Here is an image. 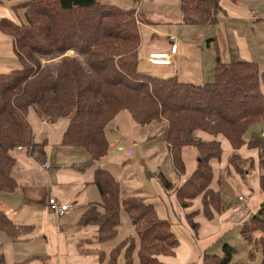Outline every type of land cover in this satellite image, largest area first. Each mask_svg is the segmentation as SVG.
<instances>
[{"label": "trees", "instance_id": "trees-1", "mask_svg": "<svg viewBox=\"0 0 264 264\" xmlns=\"http://www.w3.org/2000/svg\"><path fill=\"white\" fill-rule=\"evenodd\" d=\"M15 8L24 11L23 23L0 22V30L13 39L22 65L19 70L0 74V192L13 193L20 187L14 176L18 151H27L39 165L48 159L45 145L35 140L28 119L31 108L44 122L68 119L62 145L84 148L90 155V161L78 168L85 172L95 167L94 184L101 203L87 206L82 225L98 227V243L110 241L118 235L123 205L140 240L139 264H165L161 258L175 256L179 239L171 222L159 217L154 204L139 196L123 199L113 174L96 168L109 150L106 129L122 111H128L141 126L165 123L164 141L178 177L186 173L184 148L197 150L196 170L175 191L182 209L202 198L208 218L214 211H226L221 193L211 188V161L221 163L224 156L219 138L231 149L224 170L257 169L259 189L264 191V137L253 133L249 140L245 138L251 126L264 122V71L259 64L224 62L217 56L213 81L204 85L185 83L177 76L147 75L139 70V28L148 20L137 14L136 8L104 0H19ZM181 11L185 26H215L223 10L219 0H181ZM57 58L61 60L56 69L42 64V60ZM244 147L258 151V163L242 158ZM159 176L170 190L173 185L164 173ZM195 215L188 214L187 221L197 232ZM30 230L0 209V231L18 239ZM240 235L251 247L247 262H233L238 249L223 243V255L206 251L203 264H251L258 251L264 264V203L242 221ZM133 242L124 241L111 253L108 264H117L122 250L125 264H134ZM0 264H5L2 256Z\"/></svg>", "mask_w": 264, "mask_h": 264}, {"label": "rangeland", "instance_id": "rangeland-1", "mask_svg": "<svg viewBox=\"0 0 264 264\" xmlns=\"http://www.w3.org/2000/svg\"><path fill=\"white\" fill-rule=\"evenodd\" d=\"M104 1L127 9L136 8L137 14H144L143 18L148 20V23L141 24L139 28V70L143 74L164 77L163 70L150 67L147 59L150 52H161L169 48L168 36H177L181 45H190L188 54L180 55L182 65L178 70L182 82L194 85L211 83L217 56L224 62H255L264 71V0H237V3L234 2L236 4L227 0L226 12L219 13L217 25L182 26L181 29L175 25L174 29L170 30L164 29L166 24L163 19L169 17L168 14H174L173 17L182 14L181 0ZM250 8H254L256 16L262 18L261 22L251 21L247 15ZM60 60L61 58L42 60V64L56 69ZM262 91L264 93V87ZM28 119L36 134V142L45 145L48 159L44 163L48 162V170L40 171L39 174H46L48 183L46 187L24 188L13 193L0 192V202L6 205H2V211L7 212L16 224L31 228L30 232L23 233L18 239L0 231V257H4L5 264H16L20 257L28 259L33 255L56 257V264H108L111 253L127 239L134 241V264H139L140 240L123 205L118 235L110 241L98 243V227L83 226L81 223L87 206L100 204L101 196L94 184L95 167L88 168L85 172L79 169L90 161L87 150L62 145L68 119H60L57 124H42V119L33 108L28 113ZM164 129L165 124L161 122L138 125L128 111H123L106 129L109 150L96 168L108 170L113 174L120 184L123 199L137 195L154 204L159 217L168 219L175 232L178 228L184 230L176 209L183 213V226L188 229L190 226L186 216L196 212L198 235H191L190 246L198 258L202 254L200 246L222 256V245L228 243L238 249L233 262H247L248 250L251 247L240 235L238 214L223 220L221 215L224 212L214 211L213 217L208 218L204 213L202 198H198L194 205L186 210L177 203L175 191L180 182L188 179L196 170L198 152L193 147L184 148L186 173L184 177H178L172 169L164 141ZM263 132L264 122L255 124L249 128L245 138L249 140L253 133L262 135ZM18 157L28 158L25 153H19ZM211 165L214 172L211 188L221 193L226 211H258L264 203V191L258 187L257 169L229 172L221 170L217 159L212 160ZM36 171L38 172L37 168ZM160 172L164 173L165 178L173 185L170 190L164 187ZM50 197L57 199L62 205L70 206L71 210L64 218L59 219L51 210L48 205ZM240 198L244 200L241 201ZM100 210L103 211V208L100 207ZM222 223L227 225L222 228ZM79 229H82L81 237L77 235ZM256 258L251 264H261L260 251L256 253ZM54 261L48 259L46 264H55ZM28 264H33V261ZM117 264H125V251H121Z\"/></svg>", "mask_w": 264, "mask_h": 264}, {"label": "crops", "instance_id": "crops-1", "mask_svg": "<svg viewBox=\"0 0 264 264\" xmlns=\"http://www.w3.org/2000/svg\"><path fill=\"white\" fill-rule=\"evenodd\" d=\"M18 1L19 0H0V22L3 21V20L13 21V22H17V23H23L24 22V19H25L24 18V11L23 10H17L15 8V5L17 4ZM226 2H227V0H219L220 7L223 10L222 12H226V9H225V3ZM231 2H233V3L236 2L237 3V0H230V3ZM236 3H234V4H236ZM247 11H248L247 15L250 18H251V16L253 14L256 15V11L254 10V8H250ZM168 15H169V17H165L163 19L164 20V24H166V27L164 29H169V30L170 29H174L173 26H175V25L177 26V28H180V29L182 28V26H185L183 24L182 14H176L175 17H173L174 14H168ZM261 21H262V18L260 17V20L258 22H261ZM254 23H257V22H254ZM172 36H175V35H172ZM170 38L171 37H169V36L167 37V40H168L167 43L169 44V48L168 49H166L164 51H161V52L153 51V52H150V53L151 54L152 53H169L170 50H171V46L173 45V43L170 41ZM176 38H177L178 52H177L176 55L173 56V60H172L171 66H169V67L159 66L158 67V66L150 65L148 63V61H147V63L153 69L163 70V72H164V77L163 78L173 77L174 74H175V76H177L179 78V80H181L180 76H179L180 72L178 70V68L182 65L181 64L182 58H180V55H187L188 51L190 50V48H189L190 45L189 44L185 45V43H183V45H181V40L177 36H176ZM181 52H182V54H181ZM176 64H177V67H175ZM21 68H22L21 62L17 58L16 53L14 51V41H13V39L0 30V74L11 73V72L19 70ZM260 68L262 69L261 66H260ZM154 76H159V75H154ZM190 84H192V83H190ZM43 123L45 124L44 121H42V124ZM57 123L58 122H56L55 124H57ZM161 123H164V122H161ZM197 135L199 137L203 138V139H206V140L210 139V137L208 135L204 134V133H198ZM35 140H36V134H35ZM219 140H221V142L223 144V149H224V156H223V159H222V161L220 163L221 170H224V168H226L227 159H228L229 154L231 153V149H230V146H229L227 141H225L224 139H221V138H219ZM19 153L27 154L28 158L27 159L19 158L18 157ZM240 154H241L242 158H244V159L252 158V159L255 160L256 163L259 162L258 151H256V150H249L247 147H244L241 150ZM16 157H17V164H16L15 170H14V176H15L16 180L18 181L19 185H20L19 189H17V190H21L22 191V190H24V188L46 187L47 186V183H48V178L46 177L47 175L46 174L45 175H40L39 174V173L45 172V171L40 170V165L37 163V161L32 156H30L27 153V151H18L16 153ZM169 158H170V156H169ZM170 162H171V159H170ZM36 168L38 169V172L36 171ZM19 179L21 181H19ZM184 181H185V179H183L180 182L179 186L182 185V183H184ZM258 187H259V179H258ZM132 196H137V195H132ZM126 197H129V196H126ZM175 198H176V196H175ZM49 199H51V197ZM2 205L6 207L5 204L0 202V209L1 210L3 208ZM70 210H71V208L62 217L64 218L70 212ZM176 211L178 213V218L180 219L181 225L184 228V230H180L178 228V230H176V232L174 231V233L176 234L177 238L179 239V246H178V248L176 250L175 256L174 257L161 258V261L163 263H165V264H203V257H204V255H205L207 250H205V248H202L200 246L199 250L201 251L202 254H201L200 258H198L197 255H194V250L190 246V237H191V235H195V237H197L198 232H195L191 227H190V229H188L187 227L183 226V222H184L183 213H181V211H178V209H176ZM256 212L252 213L250 210L247 211V210H244V209L241 212H238L237 210L234 211V210L228 209V211H225L221 215V217H222L223 220H226L228 217L233 216L234 214H238L239 225L241 227L242 221L248 219L252 214L254 215ZM4 213L6 215L8 214L5 211H4ZM186 220H187V216H186ZM226 225H227L226 223H222L221 227L224 228ZM81 233H82V229H79L77 235L79 237H81ZM87 241L90 242L91 240L87 239ZM250 249L248 250V252L250 251ZM59 251H60V249H59ZM208 251L211 253L210 250H208ZM30 253H32V252H30ZM48 259L50 261H54L55 260L54 262L56 264V257H52L50 255H43V256L33 255L30 258H28V259H22V257H20L17 260L16 264H28V262H30V261H33V264H36L38 262H39V264H46L47 263L46 261ZM242 263H245V262H242Z\"/></svg>", "mask_w": 264, "mask_h": 264}, {"label": "built area", "instance_id": "built-area-1", "mask_svg": "<svg viewBox=\"0 0 264 264\" xmlns=\"http://www.w3.org/2000/svg\"><path fill=\"white\" fill-rule=\"evenodd\" d=\"M260 20V17H257L255 14L251 16V21L258 22ZM172 41H176L175 37L171 38ZM178 46L177 44H173L171 48V52L173 54L177 53ZM169 53H153L150 54L148 57V61L152 65H160V66H169L171 64V59L173 54ZM262 137H264V132L262 134ZM22 148H20L21 150ZM41 170L47 171L48 170V162L41 165ZM240 200H244L243 198H240ZM49 206L51 210H53L59 217H62L68 210L69 206L60 204L55 198H51L49 201Z\"/></svg>", "mask_w": 264, "mask_h": 264}, {"label": "bare ground", "instance_id": "bare-ground-1", "mask_svg": "<svg viewBox=\"0 0 264 264\" xmlns=\"http://www.w3.org/2000/svg\"><path fill=\"white\" fill-rule=\"evenodd\" d=\"M171 38H172V37H171ZM171 38H170V41H171L173 44H177V38L175 37V38H176V41H172ZM177 46H178V45H177ZM171 48H172V46H171ZM177 52H178V51H177ZM171 53H172V52H171V50H170L169 54H171ZM152 54H153V53H152ZM172 54H173V53H172ZM176 54H177V53H175V54L172 55L171 64H172L173 56L176 55ZM147 60H148V59H147ZM148 63H149V61H148ZM149 64H150V63H149ZM171 64H170L169 66H171ZM150 65H152V64H150ZM152 66H158V67H159L160 65H152ZM169 66H163V67H169ZM56 200H57V199H56ZM49 201H50V199H49ZM49 201H48V203H49ZM57 201H58V200H57ZM60 204H61V203H60ZM48 205H49V204H48ZM69 209H70V206H69ZM65 214H66V213H65ZM65 214H64V215H65ZM64 215H63V216H64ZM57 216H58V215H57ZM58 217H59V216H58ZM59 218H61V217H59Z\"/></svg>", "mask_w": 264, "mask_h": 264}]
</instances>
